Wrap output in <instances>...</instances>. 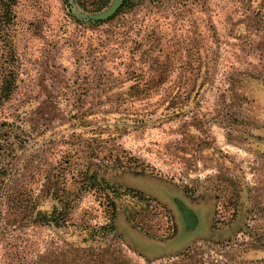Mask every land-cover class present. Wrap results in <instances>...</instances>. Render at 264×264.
Listing matches in <instances>:
<instances>
[{
  "label": "rangeland",
  "instance_id": "374dc122",
  "mask_svg": "<svg viewBox=\"0 0 264 264\" xmlns=\"http://www.w3.org/2000/svg\"><path fill=\"white\" fill-rule=\"evenodd\" d=\"M128 10L0 0V264H264V0Z\"/></svg>",
  "mask_w": 264,
  "mask_h": 264
},
{
  "label": "trees",
  "instance_id": "16d2710c",
  "mask_svg": "<svg viewBox=\"0 0 264 264\" xmlns=\"http://www.w3.org/2000/svg\"><path fill=\"white\" fill-rule=\"evenodd\" d=\"M78 1L81 3L82 6L84 7L87 6V4L83 2L82 0H78ZM135 1L136 0H124L123 3L116 9V11H114L112 14H110L108 17L104 19L95 20V24L100 25L107 21H112L115 19H121V20L124 19L127 13L130 11L128 10V8L129 9L132 8L134 6ZM149 61H150V64L148 67L149 74L148 76L146 75L147 76L146 78H144L145 77L144 72H140V73L132 72L134 77L131 79L134 82L133 84H131L129 88V93L132 97L147 95L151 91L155 90L154 88L156 87V85H160L164 83L165 81H167L168 79L169 73H167V70L165 69V67L169 66L168 62L161 63V61L158 58H151ZM7 94H10V91ZM8 96L9 95H7V97ZM92 178H96V176L91 175V179ZM56 210H58L57 206L55 207V210H53V212L50 213V215H47L44 213L42 215V218L48 221H51V220L57 221L59 218V215H57L58 212H56ZM86 228L90 229V227L88 226H86ZM114 229H115V222L114 220H111L108 225L101 226L98 228V230L93 229V231L91 232V235L96 230L105 234L108 230L111 231Z\"/></svg>",
  "mask_w": 264,
  "mask_h": 264
},
{
  "label": "water",
  "instance_id": "95a60500",
  "mask_svg": "<svg viewBox=\"0 0 264 264\" xmlns=\"http://www.w3.org/2000/svg\"><path fill=\"white\" fill-rule=\"evenodd\" d=\"M70 4H71V10L74 13V15H76L80 19H86L89 21L104 19L108 17L110 14H112L114 11H116V9L121 5V4L118 5V0H113L112 3L104 10L90 13L81 10L76 4L75 0H70Z\"/></svg>",
  "mask_w": 264,
  "mask_h": 264
},
{
  "label": "flooded vegetation",
  "instance_id": "af4514ba",
  "mask_svg": "<svg viewBox=\"0 0 264 264\" xmlns=\"http://www.w3.org/2000/svg\"><path fill=\"white\" fill-rule=\"evenodd\" d=\"M179 213L182 216V219L184 221V225L186 223H189L191 225H194V228L198 226L199 219L196 218L197 213H195L187 203H185V200L180 199L179 202H177ZM187 214V216H185ZM188 224V225H189ZM196 226V227H195Z\"/></svg>",
  "mask_w": 264,
  "mask_h": 264
},
{
  "label": "crops",
  "instance_id": "0c3cea01",
  "mask_svg": "<svg viewBox=\"0 0 264 264\" xmlns=\"http://www.w3.org/2000/svg\"><path fill=\"white\" fill-rule=\"evenodd\" d=\"M197 217V216H196ZM198 218V217H197Z\"/></svg>",
  "mask_w": 264,
  "mask_h": 264
}]
</instances>
